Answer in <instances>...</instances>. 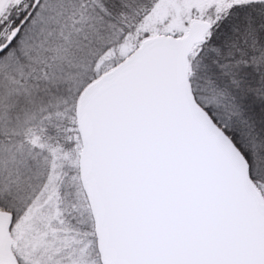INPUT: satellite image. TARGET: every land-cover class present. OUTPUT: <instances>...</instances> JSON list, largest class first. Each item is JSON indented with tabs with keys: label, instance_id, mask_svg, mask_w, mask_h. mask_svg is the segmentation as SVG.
I'll list each match as a JSON object with an SVG mask.
<instances>
[{
	"label": "snow or ice",
	"instance_id": "1",
	"mask_svg": "<svg viewBox=\"0 0 264 264\" xmlns=\"http://www.w3.org/2000/svg\"><path fill=\"white\" fill-rule=\"evenodd\" d=\"M0 264H264V0H0Z\"/></svg>",
	"mask_w": 264,
	"mask_h": 264
}]
</instances>
